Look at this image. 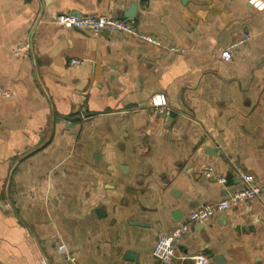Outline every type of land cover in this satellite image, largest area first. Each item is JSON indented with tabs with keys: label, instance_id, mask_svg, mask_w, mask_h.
Instances as JSON below:
<instances>
[{
	"label": "crops",
	"instance_id": "obj_1",
	"mask_svg": "<svg viewBox=\"0 0 264 264\" xmlns=\"http://www.w3.org/2000/svg\"><path fill=\"white\" fill-rule=\"evenodd\" d=\"M68 14L130 19L163 46L55 22ZM0 85V264H153L158 237L244 189L241 172L261 194L192 225L169 264H264V8L0 0Z\"/></svg>",
	"mask_w": 264,
	"mask_h": 264
},
{
	"label": "built area",
	"instance_id": "obj_2",
	"mask_svg": "<svg viewBox=\"0 0 264 264\" xmlns=\"http://www.w3.org/2000/svg\"><path fill=\"white\" fill-rule=\"evenodd\" d=\"M255 7L258 9L264 8V3L261 1L251 0ZM55 22L63 25L67 28H76L80 30L89 31L93 35H99L105 31H118L127 35L137 37L143 42L162 47L163 42L147 33H141L130 19H121L111 17L108 15H87V16H76L72 14L59 15ZM248 37H244L236 42H233L225 48V54H233L237 50L242 49ZM26 45H19L15 49V53L23 54L26 50ZM172 52H180L181 50L175 46L169 47ZM78 60H74L73 63H78ZM14 92L0 85V96L12 97ZM152 109L160 114L169 115L170 108L166 98L163 95L156 96L152 103ZM1 124V117H0ZM207 176L221 184L226 183V178L216 173L214 167L208 166L205 168ZM240 177L246 184L245 188L232 194L227 199L215 203L202 205L192 210L186 220L178 224L173 230L166 234H161L156 242L153 250L154 262L153 264H169L177 256V245L180 239L190 230L191 226L197 223H205L211 220L219 211H226L232 206H238L246 203L262 192V188L254 181L253 177L246 173H240ZM185 258L184 264H211L209 256L206 254H199L191 259Z\"/></svg>",
	"mask_w": 264,
	"mask_h": 264
},
{
	"label": "water",
	"instance_id": "obj_3",
	"mask_svg": "<svg viewBox=\"0 0 264 264\" xmlns=\"http://www.w3.org/2000/svg\"><path fill=\"white\" fill-rule=\"evenodd\" d=\"M134 11H135V7H133V10H132V14H130L129 15V17H133L134 16ZM172 115H173V113H172ZM97 212L100 214L101 212H102V209L100 208V209H98L97 210ZM131 258H133V259H136V256H134L133 254H131V255H129Z\"/></svg>",
	"mask_w": 264,
	"mask_h": 264
}]
</instances>
